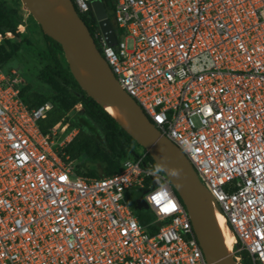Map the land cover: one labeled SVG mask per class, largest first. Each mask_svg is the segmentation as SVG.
<instances>
[{
	"label": "built area",
	"instance_id": "built-area-1",
	"mask_svg": "<svg viewBox=\"0 0 264 264\" xmlns=\"http://www.w3.org/2000/svg\"><path fill=\"white\" fill-rule=\"evenodd\" d=\"M91 2L72 0L88 19ZM113 23L115 45L96 19L92 38L120 88L189 160L233 263L264 264V0H115ZM27 32L21 20L0 43ZM50 108L30 109L0 65V264H208L145 149L110 176L79 175L64 151L77 130H40ZM132 188L153 221L135 215Z\"/></svg>",
	"mask_w": 264,
	"mask_h": 264
},
{
	"label": "water",
	"instance_id": "water-1",
	"mask_svg": "<svg viewBox=\"0 0 264 264\" xmlns=\"http://www.w3.org/2000/svg\"><path fill=\"white\" fill-rule=\"evenodd\" d=\"M20 2L41 31L60 45L69 71L79 87L161 167L188 213L206 262L234 264L227 253L222 227L212 206V198L199 181L189 160L168 138L161 136L139 105L120 88L87 26L76 13L72 0ZM91 7L107 44L115 45L113 27L101 0H92ZM87 86L100 87L107 100L90 91ZM172 171H176L178 175L173 176ZM134 209H147L141 197L135 201Z\"/></svg>",
	"mask_w": 264,
	"mask_h": 264
},
{
	"label": "trees",
	"instance_id": "trees-1",
	"mask_svg": "<svg viewBox=\"0 0 264 264\" xmlns=\"http://www.w3.org/2000/svg\"><path fill=\"white\" fill-rule=\"evenodd\" d=\"M107 18L112 23L115 0H101ZM90 35L94 37L92 24L95 18L90 12V19L81 15ZM21 17L13 10L5 7L0 1V33L12 32L21 22ZM46 53H42L41 67L38 68L36 79L40 86L51 94L44 97L32 91V85L20 79V97L30 108H35L43 103H50L51 108L45 119L39 122L42 133H47L58 122L68 124L67 131L76 129L77 132L64 148L70 159H75L76 173L88 177L110 176L120 170L121 163L115 159L116 154L124 157L135 154L143 149L117 123L98 105L87 93L79 87L73 79L68 65L64 66L59 58L58 51L62 52L60 45L42 32ZM14 39L4 40L0 43V65L5 70H10V61L19 51H28L31 45V35L27 33ZM97 49L100 51L99 46ZM80 103L81 109L73 107ZM109 143H117L119 149L114 153H107ZM125 158V159H126ZM148 160L156 168V164L148 155ZM143 191V190H142ZM131 206V205H130ZM134 209V206H131ZM135 210V209H134ZM141 223L145 220L139 217Z\"/></svg>",
	"mask_w": 264,
	"mask_h": 264
},
{
	"label": "rangeland",
	"instance_id": "rangeland-1",
	"mask_svg": "<svg viewBox=\"0 0 264 264\" xmlns=\"http://www.w3.org/2000/svg\"><path fill=\"white\" fill-rule=\"evenodd\" d=\"M3 5L13 11H15L24 23L27 25V33L31 35V45H29L28 51H19L10 61V70L16 72V75L24 82L32 85V91L44 97H51V94L46 91L42 86L39 85L36 79V73L39 67H41L40 59H42V53H46L45 41L42 35V31L38 24H36L33 18L28 14V12L23 8L20 0H0ZM111 23V22H110ZM116 36H119L118 30L113 23H111ZM16 38L17 40H20ZM58 58L60 62L67 66L66 60L64 58L63 52L58 51ZM119 149L117 143H109L107 146V153L113 154L114 149ZM126 157H124L121 153L116 154L115 159L120 163ZM143 191L138 188H132L126 192L127 202L131 205H135V201L142 195ZM135 215L141 217L145 220V223L153 221L154 215L151 213L149 209H140L134 210ZM241 257L240 264H251L249 257L240 253Z\"/></svg>",
	"mask_w": 264,
	"mask_h": 264
},
{
	"label": "bare ground",
	"instance_id": "bare-ground-1",
	"mask_svg": "<svg viewBox=\"0 0 264 264\" xmlns=\"http://www.w3.org/2000/svg\"><path fill=\"white\" fill-rule=\"evenodd\" d=\"M87 88L90 91H92L93 93L98 94L101 97H103V99L107 100L105 93L103 92V90L100 87H98V86H87ZM216 219H217L218 223L222 226L224 220L221 217V215H219V213H217ZM224 236H225V240H226V243H227V251H229L230 246H231L232 238L230 236L229 230H227L226 228L224 229Z\"/></svg>",
	"mask_w": 264,
	"mask_h": 264
},
{
	"label": "clouds",
	"instance_id": "clouds-1",
	"mask_svg": "<svg viewBox=\"0 0 264 264\" xmlns=\"http://www.w3.org/2000/svg\"><path fill=\"white\" fill-rule=\"evenodd\" d=\"M161 170H162L161 167L159 165H157L156 168H155V171L153 173H151V174L155 175L156 173H159ZM171 174L173 176H177L178 175V173L176 171H172Z\"/></svg>",
	"mask_w": 264,
	"mask_h": 264
}]
</instances>
